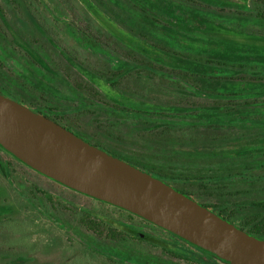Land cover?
<instances>
[{"label":"trees","instance_id":"obj_1","mask_svg":"<svg viewBox=\"0 0 264 264\" xmlns=\"http://www.w3.org/2000/svg\"><path fill=\"white\" fill-rule=\"evenodd\" d=\"M89 1L144 47L92 27L86 22L92 14L77 1L0 0V92L264 239V0ZM72 42L102 67L75 56ZM77 65L130 97L136 91L121 88L129 77L164 82L169 95L181 98L161 107L116 102ZM1 153L26 164L0 145V174L11 179ZM46 199L56 208L52 195ZM122 211L177 242L83 210V225L97 236L90 241L100 248L92 253L114 264H228ZM133 243L160 248L165 257L132 250Z\"/></svg>","mask_w":264,"mask_h":264},{"label":"water","instance_id":"obj_2","mask_svg":"<svg viewBox=\"0 0 264 264\" xmlns=\"http://www.w3.org/2000/svg\"><path fill=\"white\" fill-rule=\"evenodd\" d=\"M0 145L56 182L129 211L228 264H264V239L2 92Z\"/></svg>","mask_w":264,"mask_h":264},{"label":"rangeland","instance_id":"obj_3","mask_svg":"<svg viewBox=\"0 0 264 264\" xmlns=\"http://www.w3.org/2000/svg\"><path fill=\"white\" fill-rule=\"evenodd\" d=\"M71 1L72 4L77 1L84 7V10L92 14L89 20L86 19V22L95 29L112 31L121 35L131 46L144 47L141 40L122 29L89 0ZM228 2L241 4L248 2L253 5L256 0H228ZM72 11L76 10L72 9ZM57 30L61 34L64 33L59 28ZM222 32L229 35L234 34L230 31ZM67 39L69 42L70 39ZM243 39L252 40L246 36ZM71 45L77 48L73 50L75 56L85 60L87 65H94L99 69L102 67L101 62L91 54L82 51L74 42ZM77 68L82 71L86 79L95 84L94 86L116 102L144 107H161L158 105L175 104L181 98L178 96L176 99L169 95L168 92L170 91L166 89L168 86L164 82L148 84L129 77L126 85L124 83L121 88L129 92L136 91V95L130 97L113 88L104 79L85 71L81 66L77 65ZM1 157L10 162L12 178L8 179L0 174V207L4 208L0 210V264H114L104 255L92 253L99 247L93 245L90 240L97 238V236L83 225L82 219L86 217L83 210L104 217L105 222L113 226H120V222L125 221L138 229H142L141 231L146 234L161 239H169L172 243L177 242L164 231L156 230V227L138 217H133L127 212L102 203L88 195L78 194L79 192L74 193L69 190L70 188L68 189L21 162L15 161L5 153H1ZM5 167L7 170L9 169L8 164H5ZM30 189H34L35 195ZM50 195H52L56 208L51 207L50 202L46 199ZM133 244H131L132 250L165 257L160 248ZM119 247L122 250L128 249L123 245ZM174 249L180 251V248L174 247ZM122 256V254L117 253L115 257L122 258ZM23 257L24 260L21 259ZM178 263L188 264L184 259H180Z\"/></svg>","mask_w":264,"mask_h":264},{"label":"flooded vegetation","instance_id":"obj_4","mask_svg":"<svg viewBox=\"0 0 264 264\" xmlns=\"http://www.w3.org/2000/svg\"><path fill=\"white\" fill-rule=\"evenodd\" d=\"M93 198V197H92ZM95 199V198H94ZM97 200V199H96ZM98 201H100V200H98ZM100 202H102V203H105V204H108V205H111V206H114V205H112V204H109V203H106V202H103V201H100ZM117 207V206H116ZM119 208V207H118ZM121 209V208H120ZM122 210H124V209H122Z\"/></svg>","mask_w":264,"mask_h":264}]
</instances>
